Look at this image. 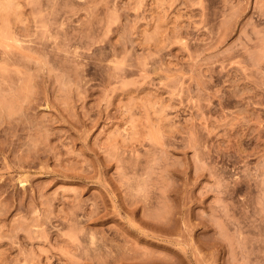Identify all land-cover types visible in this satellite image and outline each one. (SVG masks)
I'll list each match as a JSON object with an SVG mask.
<instances>
[{"label": "rangeland", "instance_id": "obj_1", "mask_svg": "<svg viewBox=\"0 0 264 264\" xmlns=\"http://www.w3.org/2000/svg\"><path fill=\"white\" fill-rule=\"evenodd\" d=\"M0 264H264V0H0Z\"/></svg>", "mask_w": 264, "mask_h": 264}]
</instances>
